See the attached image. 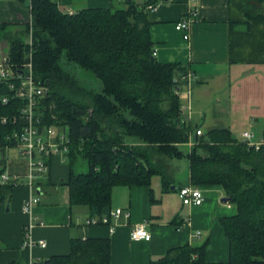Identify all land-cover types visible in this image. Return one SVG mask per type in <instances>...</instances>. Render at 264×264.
<instances>
[{
    "label": "trees",
    "instance_id": "16d2710c",
    "mask_svg": "<svg viewBox=\"0 0 264 264\" xmlns=\"http://www.w3.org/2000/svg\"><path fill=\"white\" fill-rule=\"evenodd\" d=\"M121 3L65 12L54 0H29L28 19L0 22L4 52L20 62L30 49L33 77L46 86L37 109L40 121L67 126L69 203L100 216L110 209L114 184H147L158 174L169 189L165 166L152 154L183 156L190 183H219L236 206L235 214L219 219L228 240L226 264L264 262V152L222 126L196 135L188 150L180 148L190 127L181 119L173 78L184 68L154 57L146 8L153 2ZM243 9L252 15L247 4ZM73 65L91 72L97 86L79 83ZM20 103L17 98L0 103V115L16 113ZM19 126V119L0 122V145H11L3 137ZM79 159L84 168L76 169ZM11 187L0 183V203ZM205 247V242L173 247L150 264H214L204 260ZM31 264H109V240L71 236L67 253Z\"/></svg>",
    "mask_w": 264,
    "mask_h": 264
},
{
    "label": "crops",
    "instance_id": "0c3cea01",
    "mask_svg": "<svg viewBox=\"0 0 264 264\" xmlns=\"http://www.w3.org/2000/svg\"><path fill=\"white\" fill-rule=\"evenodd\" d=\"M54 1L65 12L125 5L123 0ZM132 1L141 4L147 0ZM151 1L154 9L148 11V18L154 57L177 62L196 75L185 121L191 141L196 138L197 127L202 132L226 127L237 139L242 130H251L259 138L264 132V0ZM28 2L0 0V22L28 19ZM244 4L252 15L245 14ZM181 16L190 19L186 39L174 28ZM182 157H169L165 164L171 180L169 189H163L158 174L151 175L147 184H114L110 187L109 207L127 209L128 217L111 218L109 224L86 223L92 216L87 206L68 201L66 158L54 156L46 175L28 185L24 181L26 160H8L6 148H0V168L17 174L21 180L12 185L10 196L0 203V264H31L67 253L71 236L108 238L109 264H150L170 248L203 242L206 262L226 264L228 240L219 219L235 214L236 206L230 200H221L226 194L219 183H195L202 192V201L183 204L177 188L188 183L189 177L188 161L181 162ZM18 162L24 168L17 167ZM181 166L185 173L177 178L174 170ZM32 194L37 196L36 202L30 211L22 210L21 203ZM140 222L149 237L131 239L130 228ZM38 239L44 240L43 246L37 244Z\"/></svg>",
    "mask_w": 264,
    "mask_h": 264
},
{
    "label": "built area",
    "instance_id": "2783aa9c",
    "mask_svg": "<svg viewBox=\"0 0 264 264\" xmlns=\"http://www.w3.org/2000/svg\"><path fill=\"white\" fill-rule=\"evenodd\" d=\"M148 10L154 9L153 4H147ZM190 19L181 16L174 23V28L182 32V37L187 38V28ZM30 45V40H27ZM154 54V51H153ZM30 49L25 53L23 60L20 62L10 60L8 54L0 51V84L5 87V91L0 93V103H7L11 98H17L21 101L17 107V112L10 115H0V122L5 123L8 120L14 121L19 119L20 126L11 129L4 135V140L12 143L11 145H0V148L17 145L19 147L18 154L27 162L26 180L28 185L35 184L38 179L46 175L50 160L54 156L62 159L67 157L69 151V136L67 126L58 124H44L40 121L37 109L41 98L46 93V86L36 81L32 74ZM196 75L189 69H185L174 76L176 82L174 89L175 94L179 98V109L181 119L185 122L189 118L190 113V96L191 84L195 80ZM202 133L197 127L194 130L195 135ZM240 139L244 140L254 149H261L264 152V132L259 138H255V134L251 130H242ZM21 180L17 174H9L2 170L0 172V183H11L12 185L19 183ZM178 195L183 204H199L203 195L200 188L194 183L181 184L178 188ZM37 196L32 194L21 203V209L30 211ZM128 210L120 207L110 208L108 213L100 216H89L86 223H107L111 218L120 215L128 217ZM179 229V227H176ZM131 239H141L149 237L148 230L144 227V223L134 224L129 230ZM39 246L44 245L43 239H38Z\"/></svg>",
    "mask_w": 264,
    "mask_h": 264
},
{
    "label": "rangeland",
    "instance_id": "374dc122",
    "mask_svg": "<svg viewBox=\"0 0 264 264\" xmlns=\"http://www.w3.org/2000/svg\"><path fill=\"white\" fill-rule=\"evenodd\" d=\"M4 43H6V41L4 39H0V51H6L7 48H6V45ZM71 68L74 71L73 77L79 83H81L82 85H84L87 89L97 86L98 83H97L96 79L94 78V76H93V74L91 72L87 71L90 74L89 75V74H87V72H82L79 67L74 66V65ZM177 74H178V72H175V75H177ZM78 97H75V98H78ZM82 101H84V100H82ZM184 124H187V123L184 122ZM129 140L131 142H139V141H137L134 138H129ZM193 143H194V141H191V139H190V133H189L187 141L181 142L178 145L183 150H188L191 147V145H193ZM188 146H190V147L187 149ZM18 149H19V147L17 145L7 146L6 147V159H8V160L9 159H20L21 156L18 154ZM169 157L170 156L161 155V154H157V153H153L152 154L153 160H155L156 162H159L160 164H163L164 166L169 161V159H170ZM80 160L81 159H79L78 162ZM184 161L186 162V158L182 157L181 158V162L185 163ZM176 162L179 163L180 161H176ZM16 166L19 167V168H24V164H22L20 162H18V164H16ZM81 168H84L83 162H81V163L79 162L77 164V166H76V169H81ZM174 173H176V177L179 178L181 175L182 176L184 175L185 171L183 170V167L181 166V168H179L178 170H174ZM154 176H157V175L154 174ZM45 192L47 193L49 191L46 190Z\"/></svg>",
    "mask_w": 264,
    "mask_h": 264
},
{
    "label": "water",
    "instance_id": "95a60500",
    "mask_svg": "<svg viewBox=\"0 0 264 264\" xmlns=\"http://www.w3.org/2000/svg\"><path fill=\"white\" fill-rule=\"evenodd\" d=\"M195 137H196V136H195ZM53 188H54V186H53ZM35 189H36V191L38 192V187H36ZM221 200L226 201V200H229V198H228L227 196H223V197L221 198Z\"/></svg>",
    "mask_w": 264,
    "mask_h": 264
}]
</instances>
